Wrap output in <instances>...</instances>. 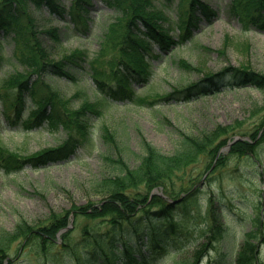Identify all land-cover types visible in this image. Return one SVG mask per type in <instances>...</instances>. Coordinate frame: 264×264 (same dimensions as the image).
Here are the masks:
<instances>
[{"label": "trees", "instance_id": "16d2710c", "mask_svg": "<svg viewBox=\"0 0 264 264\" xmlns=\"http://www.w3.org/2000/svg\"><path fill=\"white\" fill-rule=\"evenodd\" d=\"M102 1L115 15L97 37V51L89 54L86 50L75 49L53 58L38 35L60 44L62 33L56 27L39 30L36 15L42 19L43 9L61 17L67 13L73 23V32L86 35L90 31L91 0H71L68 6L62 0H0V34L12 33L8 39L14 44L13 58L27 65L26 71L15 70L1 82L0 115L4 122L17 127L27 114L20 123L26 131L40 127L49 132L60 129L65 133L60 145L31 157L8 152L0 142V165L6 171L68 158L89 139L90 117L100 118L103 106L116 101L129 100L150 106L156 101L170 99L188 102L214 94L224 85L252 87L264 93V73L228 66L215 74L207 72L197 81L174 88L167 95H138L133 84L149 87L153 63L189 41L201 23L211 21L216 12L204 0H180L174 18L166 11L171 5L173 9V0ZM229 11L242 29L264 32V0H231ZM2 61L0 55V63ZM177 64L183 71L196 70L184 60H178ZM87 71L100 99L85 101L78 108L72 107L71 99L40 79L47 74L76 83L80 74ZM33 73L37 78L31 79ZM253 114H258L257 122L249 133L239 132L242 122H237L218 125L198 136L182 134L178 148L171 154H163L142 142L143 156L134 167L128 166L118 154L115 160L107 155L117 145L113 135L102 127L100 141L109 149L101 158L117 167L115 175L96 182L99 204L72 208L70 214L50 211L39 224L21 219L11 232L0 231V264H26L28 256L22 263L11 258L12 253L19 255L22 249L26 250L25 254H33L30 264H114L116 261L154 264L164 252L191 238L203 241L190 257H183L174 264H199L207 251L220 242L226 230L220 197H214L206 189L210 190L229 160L254 153L264 142V106L255 107ZM234 135L248 137V140H236L225 154L220 153ZM200 162L204 164L203 170L191 174L189 169ZM261 181L263 189L255 205L254 227L243 235L244 240L235 254L237 264H257V243L264 244V175ZM153 190H161L169 201L152 195ZM71 214L78 235L75 237L72 231H67L58 243L57 233L68 225ZM199 217L203 227H194L196 231L185 227ZM142 246L146 247L147 254L141 252Z\"/></svg>", "mask_w": 264, "mask_h": 264}, {"label": "rangeland", "instance_id": "374dc122", "mask_svg": "<svg viewBox=\"0 0 264 264\" xmlns=\"http://www.w3.org/2000/svg\"><path fill=\"white\" fill-rule=\"evenodd\" d=\"M177 1L179 2L173 1L174 6ZM206 1L216 12L214 19L204 22L189 41L155 61L150 86L144 91L135 87L137 93L149 96L167 95L174 88L197 81L207 72L215 74L228 66L245 67L253 72L264 73V32L242 30L237 18L229 11L231 0ZM65 2L68 3L66 0ZM92 2L95 5L91 12L93 34L89 37L68 36L61 38L60 44H55L49 37L38 35V39L41 37L39 40L42 46L53 58H60L75 49H85L89 54L95 53L97 35L112 21L110 17L115 14L101 0ZM166 11H170L173 18L176 16L172 5ZM41 12L42 19L39 14L36 15L39 30L64 27L65 23L58 14ZM48 16H51V20H47ZM63 17L68 16L64 14ZM12 48V43L3 42L1 53L4 57H9ZM178 60L186 61L196 70L183 71L177 64ZM12 61L13 66L6 63L0 66V80L13 69H22V65ZM87 72L81 73L76 83L49 76H43V79L62 96L71 99L72 107L78 108L85 101L97 102L100 99ZM167 101H156L157 104L151 107L128 101L103 106L100 118L90 117L91 139L71 158L43 168L34 169L28 166L17 173L6 174L0 170L1 233L11 232L21 219L31 224H39L50 211L55 214H70L72 208H83L90 203L99 204L100 198L96 193L99 188L96 187V182L115 175L117 167L101 158L109 149L99 138L102 127L113 135L117 145L107 155L115 160L118 154L128 166L134 167L143 156L142 142L163 154H171L178 148L182 134L198 136L218 125H235L237 122H242L239 132L249 133L253 123L257 122L258 114H253V110L255 107L264 106V93L252 87L235 89L228 85L214 94L188 103ZM12 131H3L1 140L6 150L20 151L16 155L21 157H31L44 149L57 147L64 138L63 132L52 135L43 129L28 133L14 132V128ZM203 168L204 164L200 162L189 171L196 174ZM262 172L264 142L257 147L255 155L229 160L226 168L217 174L219 176L212 187H209L210 190L206 189V192L211 191L219 196L226 206L224 238L217 245V250L210 252L208 258L217 259L216 256L223 254V264H233L232 254L239 249L243 233L252 226V207L257 204L259 191L262 189ZM203 195L204 192H201V196ZM200 219L194 218L189 225L192 228L199 227ZM192 247L193 244H189L188 250L191 251ZM24 251L26 250L22 249L20 252L22 257L12 251L14 253L11 258L22 263V259L28 256L26 264L33 263V254H25ZM261 256L263 261L264 246L261 247ZM179 258L177 253L173 257L167 255L158 264H172ZM116 264L120 263L117 261Z\"/></svg>", "mask_w": 264, "mask_h": 264}]
</instances>
